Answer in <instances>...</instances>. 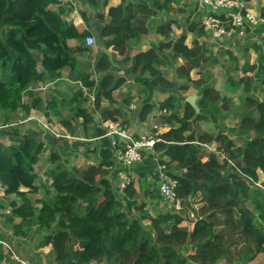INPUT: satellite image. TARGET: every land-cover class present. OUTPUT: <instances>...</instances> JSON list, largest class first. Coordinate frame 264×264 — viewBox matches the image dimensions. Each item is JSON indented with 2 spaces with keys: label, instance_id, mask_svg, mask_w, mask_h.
I'll return each instance as SVG.
<instances>
[{
  "label": "trees",
  "instance_id": "1",
  "mask_svg": "<svg viewBox=\"0 0 264 264\" xmlns=\"http://www.w3.org/2000/svg\"><path fill=\"white\" fill-rule=\"evenodd\" d=\"M173 1L123 0L120 5L109 8L107 17L97 13L96 17L104 22L106 47L125 53L128 41L146 31L147 21L158 10L170 11ZM63 4L58 0H0V185L6 197H15L9 201L0 198V208H9L6 222L21 237L48 231L36 248L52 245L54 258L50 262L55 264H190L189 261L192 264H252L264 254V100L252 96L245 99L248 110L242 115V122L254 135L243 145H237L222 132L198 131V123L211 120L212 111L227 101L212 80L207 64L213 65L211 55L197 42L194 46L186 43L188 32L204 31L198 22L187 24L186 30L172 40L170 29L174 20H166L157 28L166 40L124 58V62L131 61L130 72L156 77L159 72L155 63L161 61L162 55L167 53L173 60L182 57L185 63L175 71L183 84L164 77L160 83L169 88L178 85V90L191 86L197 89L198 111L185 101L181 114L174 93L159 104L163 113L158 122L171 127L158 134L161 140L155 144V150L160 161L167 164L169 174L178 181L177 196L184 202L183 211H163L149 225L141 217L130 218L107 178L105 167L115 161L114 152L109 148L102 150L107 162L83 169L69 168L62 163L59 153L53 151L46 193L41 198L31 197L41 190L35 168L45 143L36 133L20 134L16 128H9L11 116L19 109L29 112L32 107H39L42 102L39 98H34L30 105L25 104L26 92L39 82L55 80L63 70L74 68L75 55L91 50L86 44L89 30L68 20ZM107 5V0H103L102 6ZM84 19L89 22L86 16ZM69 39H76L79 45L70 47ZM262 41L264 45V37ZM111 66L109 55L101 51L94 70L105 72L104 75L98 82L90 80L89 75L82 77L87 92L80 88L66 101L65 105L75 116H83L84 125L79 135L78 124L70 117H62L60 122L68 135L90 138L103 134V130L96 129L90 136L88 124L95 121L94 115H89L83 103L92 97V112L99 111L105 121L116 120L114 114L121 113L120 108L111 111L101 105L102 97L111 99L113 92L127 81L126 77L116 78L110 71ZM195 68L202 70L197 80L191 77ZM250 79L246 78V92L252 90ZM260 83L264 89V75ZM53 105L50 107L58 111L56 102ZM153 109L151 104L143 105L140 120L145 121ZM215 143L219 155L212 161L214 171L203 167L188 169L209 156L202 145ZM261 174L263 180L259 182ZM124 191L128 198L136 195L132 182ZM198 191L202 197L199 208L191 201ZM191 208L196 212V219L193 229L189 230L182 223L187 219L184 212ZM4 241L0 237V264H19L12 259V251L5 250ZM186 247L192 248V252L184 256Z\"/></svg>",
  "mask_w": 264,
  "mask_h": 264
},
{
  "label": "crops",
  "instance_id": "2",
  "mask_svg": "<svg viewBox=\"0 0 264 264\" xmlns=\"http://www.w3.org/2000/svg\"><path fill=\"white\" fill-rule=\"evenodd\" d=\"M102 1H93V0H67L64 2L63 5L67 8V14H68V20H71L74 22L76 26L82 29L89 30L91 36H94L97 39V44L94 46H91V50L84 53H77L76 56V66L74 68H67L62 71V74L60 77L56 78L53 81H45V82H39L34 87L29 89L25 96H24V102L26 105H30L33 101V98H39L42 102L39 104V107H32L29 112L26 110L19 109L17 113L12 114L13 116H18L19 121L29 122L32 119H40V118H46L44 115L48 116L49 118L52 117L53 119H61L62 117L68 118L67 115L71 114L72 117H75L74 112L71 111L70 107H67L66 101L70 100L74 93L80 89L83 88L85 92H87L86 86L81 81V78L84 76L89 75L90 80H95L96 82L99 81V79L104 75L105 72L98 71L96 72L94 70V64L97 60V58L100 55V52L103 51L101 47L98 44V35L97 32L90 26V23L94 20H99L101 24L104 27V22L96 17L97 13H103L105 17H107L108 11L110 7H116L122 3L123 0H107L108 5L104 8L102 6ZM131 2L139 1V0H128ZM180 2L179 0H174L171 5V10H158L155 15H153L146 23V31L142 32L140 37L132 38L128 41V44L126 45L125 53H119L115 51L113 48H108L110 52L112 53V59L110 58L112 62L111 66V73L117 78V77H126L127 81L117 90H115L112 94V98L108 99L105 96L102 97L101 105L102 108L108 109L106 107H109L111 111L115 109L121 110V113L114 114V117L116 120H104L102 118V114L95 110L94 113L90 112L89 115L94 117V120L96 121L95 127L90 126V132L92 136V133L96 131V129L103 130L102 135L93 136L90 138L85 137H78V136H70V140L64 141V144H66L71 151V156L74 160H76V163L73 162L72 167L81 168V164L83 162H86V166H92L94 164H99L102 161H105V158L102 155V150L104 149H112L113 145L112 142L117 138L115 134L108 133L109 126H107L108 122L112 123H118L123 122L121 126L125 127V129L129 132H132L134 135L139 136L141 134H148L152 135L155 133V131L152 129V127L155 124L156 118L160 117L163 111L159 109V104L164 101L168 96H170L172 93H174L178 100L176 102V105L182 114L184 111V102L187 101V97L192 95L188 94L190 91H194L193 94H197V89L194 86L189 87L187 90H181L177 89L179 84H183V80L177 78L176 76V67L183 64V58H177L176 60H173L169 55L164 54L161 57V61L158 63H155V68L159 72V75L156 77H151L148 74L146 75H140L139 73H134L129 71V67L131 65V61L124 62L125 56L133 57L135 54L139 52L146 51L150 49L154 45L160 44V42L166 40L165 37L157 32V28L161 23H164L166 20H174V22L171 24V34L170 37L172 40H176L184 30H186V26L188 22H191V19L193 20V16H191L190 19H185L184 13H181L179 10ZM198 7V6H197ZM200 7V6H199ZM249 7L262 18V21L260 24L252 29H249L250 33L246 34L245 36H239L234 35L232 38H219L216 39L212 36V34L209 31L200 32H188L187 33V41L186 43L191 46L193 42L199 43L205 52L208 53V55H211V61L213 65H216L217 63H220V60L216 54L217 47H223V48H232L238 46L239 41H245V44L249 45L251 47V55L256 58L255 51H257L258 55V64L256 63L252 64L256 66V76L257 81H260L259 73H262V68L264 69V47L261 44L258 45L257 42L253 43L248 42L250 40L249 35L251 38L262 40L264 37V0H249ZM200 9V8H199ZM194 10V9H193ZM192 10L187 13V15H191ZM201 13V12H200ZM89 19V22L87 23L84 19L85 16ZM256 40V41H257ZM192 41V42H191ZM68 45L70 47H76L79 45L78 41L76 39H69ZM217 43V44H216ZM244 44V45H245ZM219 45V46H218ZM216 47V48H214ZM255 48V49H254ZM238 50V49H236ZM234 54V62L236 64L239 63L238 69L243 72V65L240 64L242 58H246V54H243L241 56H238V52L233 53ZM239 59V60H238ZM254 61V60H253ZM253 61L251 63H253ZM242 65V66H241ZM198 70V68H195ZM229 69V68H228ZM227 69V72H230ZM254 69V68H253ZM249 69V71L253 70ZM247 70V69H245ZM161 77H164L168 79L169 81H176L178 83L176 88H169L160 83ZM191 77L193 78V74L191 73ZM198 77V75H196ZM259 79V80H258ZM217 89V88H216ZM219 91V90H218ZM187 92V94H186ZM220 92V91H219ZM192 93V92H191ZM221 94V93H220ZM187 95V96H186ZM198 95V94H197ZM223 96V100H225V96L227 95H221ZM198 99V97H197ZM197 101V100H196ZM56 102V105H58V111L54 109L55 106L53 103ZM87 102L83 103V107L88 109ZM145 104H151L153 106V111L147 116L145 121H141L139 118V113L143 105ZM61 106L62 108H59ZM84 108V109H85ZM182 108V109H181ZM89 110V109H88ZM72 112V113H71ZM171 111H169L170 113ZM93 114V115H92ZM81 116V115H79ZM200 124H202V127L205 129L206 132L210 134H214L215 130L213 131L212 127L207 128L206 126H210V122L206 120H201ZM28 128L25 130L24 133H29L34 131V125L31 123L29 124ZM157 125V124H156ZM176 124L175 126H177ZM206 125V126H205ZM42 127V126H41ZM62 127V126H58ZM161 129H164V127H171L169 124H160L158 125ZM44 129V128H43ZM62 129V131H61ZM65 128H60L57 130H60L61 132H64ZM38 130V129H37ZM66 131V129H65ZM167 131V130H166ZM67 133V131H66ZM161 133V132H160ZM79 134V133H78ZM72 139V140H71ZM204 145H202L203 147ZM91 147V148H89ZM86 149H90V153H88ZM60 150H64L63 148H60ZM167 158V157H163ZM204 161V160H202ZM159 162H160V156L159 154L147 152L143 156V160L139 162L136 165H132L131 167H122L121 165H118V163L105 167L108 170L107 178L110 179L113 187L115 188L116 194H118V190L122 193L123 196L126 195L124 188H121L122 184L124 183L125 176H128L129 180L133 183V187L136 189V195L139 193L140 189H143L145 192V185L149 188L150 186H154L151 189H156L154 191L158 192V185L160 183V177H159ZM68 166V165H67ZM69 167V168H72ZM41 182V181H40ZM154 192L153 190H150ZM149 190H146L144 197L146 198L145 201L149 203V205L156 200H154L153 194L150 193ZM46 193V190L44 192V195ZM158 195L160 197L159 201L161 203L164 201V198L160 195L158 192ZM135 197V196H134ZM137 197V196H136ZM138 198V197H137ZM2 199V198H1ZM127 200L128 204H131L133 207L136 205V202L138 199L136 198H127L125 196L124 198ZM149 205L147 206L146 212L141 215L142 220L149 219L151 220L158 214H160L163 211L158 208V205H152L149 208ZM171 208V205L169 206ZM172 209V208H171ZM170 209V210H171ZM8 212V211H7ZM150 224V223H149ZM185 225H188V222H184ZM193 229V225L189 227V230ZM5 239V238H4ZM8 241L7 239H5ZM9 242V241H8ZM52 247V246H51ZM40 253V252H38ZM37 256H42L41 254H37ZM29 261V260H27ZM30 262V261H29ZM28 264V262H27Z\"/></svg>",
  "mask_w": 264,
  "mask_h": 264
},
{
  "label": "rangeland",
  "instance_id": "3",
  "mask_svg": "<svg viewBox=\"0 0 264 264\" xmlns=\"http://www.w3.org/2000/svg\"><path fill=\"white\" fill-rule=\"evenodd\" d=\"M180 5L179 10L181 11V13H184V17L185 19H190L191 16H193V20L191 19V22H198L199 26H202V18L203 15L200 13V7H199V2L198 0H179ZM198 6V7H197ZM194 9V10H193ZM192 10L191 15H187V13L189 11ZM189 24V22H188ZM206 31V30H205ZM198 32V31H197ZM204 32V31H202ZM250 33V31H247V34ZM245 34V35H247ZM244 35V36H245ZM250 40H248V42H257L258 45L261 44L260 41L262 40H257L254 38H251V36L249 35ZM257 40V41H256ZM192 42V41H191ZM199 44V43H198ZM217 44V43H216ZM245 41H239L238 42V46L235 47L234 49L228 47V48H223V47H217L218 50H216V54L220 60V63H217L216 65H212L210 62H208L207 64H209V70L213 75V81H214V85L217 88V90L220 91L221 95H227L225 96V100L226 101V105H222V102L220 103L218 110L216 111H212V116L213 118L211 120H209L208 122H210V126H206L207 128L212 127L213 131L215 132L214 134L217 133H225L226 135H228L230 138H232L233 140L236 141L237 145H243L246 143V141L251 138L254 135L253 131H250L247 129L246 127V123L242 122V115L248 110V108H246V104H245V99L248 96H252L254 99H258V100H264V89L263 86L261 85L260 81H257V77L256 76V66L252 65L254 63H256V65L258 64V53L256 50L255 54H256V58L254 56L251 55V47H249L250 43L248 45H244ZM262 45H263V41H262ZM191 46H194V42ZM219 46V45H218ZM264 47V45H263ZM216 48V47H214ZM238 49V50H236ZM255 49V48H254ZM236 52H238V54H236ZM238 56H241L243 54H246V58L247 59H243L241 60L240 64L243 65V72H241L238 67H239V63L236 64L234 62L235 60V56L234 54ZM239 60V59H238ZM254 60V61H253ZM253 61V63H251ZM185 63V61H183V64ZM241 65V66H242ZM229 68V69H228ZM248 68L253 69L251 71H248ZM227 69L230 72H227ZM245 69H247V71H245ZM191 73L193 74V78L192 79H199L202 70H200V68L197 69H193L191 71ZM196 75H198V77H196ZM264 75V69L262 68V73H259V78H261ZM252 78V90L249 92L245 91V83H246V78ZM259 80V79H258ZM261 80V79H260ZM192 92V93H191ZM86 93V92H85ZM194 91H190V93L188 94H193ZM187 94V92H186ZM187 96V95H186ZM223 97V96H222ZM34 99V98H33ZM90 105L89 102L87 103L88 109L89 111L92 113V110H94V98L92 97V99L90 100ZM108 109H110L109 107H106ZM182 109V108H181ZM72 111V110H71ZM73 112V111H72ZM71 112V113H72ZM17 113V112H16ZM46 118H40V119H32L29 122H24V121H19L18 116H13V119L9 125V128H16L20 134H24L25 130L28 128V126H30L29 124L31 123L32 125H34V131L33 133H36L39 140L43 141L45 143V150L44 152L41 154V158L39 163L36 165V172L39 176V180H41L40 183V187L41 190L39 193L37 194H32L31 197L33 198H41L42 195L44 194L45 190H46V185H49V178H48V171L49 169L53 166L50 157L53 151H56L57 153H59V155L61 156V161L62 163L68 165L69 167L73 166V162L76 163V160L73 159V157L70 155L71 151L69 150L68 146L66 144H64L65 140H70V139H65L63 137H55V138H50L49 136H52L54 133H59L62 131L57 130L60 128H64L62 126V123L60 122V119H53L52 117H48L46 115H44ZM67 117H70L71 120L75 123L78 124V131L80 132L79 135L81 134V130H83V116H75L72 117L71 114H68ZM0 118H2V114L0 115ZM159 121V117L156 118L155 120V124L152 127L153 130L157 129V134H160V132H164L166 130L169 129V127H164V129H161L160 127H158V125H160L161 123L158 122ZM1 124V123H0ZM109 126L108 128L110 129V124H112V126L115 127H122L121 124H123V122H118V123H112V122H108L107 123ZM157 124V125H156ZM96 125V121H93L92 123H89L88 126H92L95 127ZM42 126V127H41ZM58 126H62V127H58ZM44 128V129H43ZM123 128H125L123 126ZM38 129V130H37ZM65 133V129L63 130ZM198 131L203 132L205 131V129L202 127V124H200V122L198 123ZM141 135H149L148 134H141ZM56 139V140H54ZM65 139V140H64ZM72 140V139H71ZM216 146L217 144H212L210 145V149L206 146H203V149L206 150L208 153L211 151H215L216 150ZM60 148L65 149L64 150H60ZM91 148V147H89ZM86 149L85 150L90 153V149ZM222 160V157H220ZM167 159V158H166ZM208 156L204 157L202 160L207 161ZM168 160V159H167ZM78 164V163H76ZM138 164V163H136ZM134 164V165H136ZM86 166V162H83L81 164V168L83 169ZM129 181V183H126V181ZM263 180V175L261 174V180L259 182H261ZM131 181L129 180L128 176H126L124 178V183L122 184L121 188H125L128 184H130ZM46 184V185H45ZM159 186V185H158ZM151 188H153L154 186H150ZM149 188V186L147 187V185H145V189L146 190H156V189H151ZM135 189V188H134ZM145 190V192H146ZM136 191V189H135ZM143 189H140L139 193L137 195H135L134 198L138 199L136 202V205L133 207L131 204H128L127 200H125V196L128 198V194L126 193L125 196L122 195V193L118 190V198L123 202V209L127 212V214L129 215L130 218H138L141 217V215H143L146 210H147V206L149 205V201L146 202L145 201V194ZM150 193L153 194L154 200H156L155 202L151 203L149 205L148 210L150 209V207L152 205H158L159 209L162 210H170L171 208L169 207L171 205L170 202H168L167 200H165L161 203V201H159L160 197L158 195L157 191H150ZM138 198H137V197ZM0 198H2L5 201H9L10 199H14V196H10V197H6L2 187L0 185ZM201 193L198 191L197 194L191 198V201L197 205V208H199V204L201 203ZM18 200V198H17ZM144 204V205H143ZM127 205V206H126ZM143 205V207L141 208V206ZM146 209V210H145ZM8 211V212H7ZM183 211V210H182ZM9 213V208L6 207L5 209L0 208V237L1 238H5L8 241H4V247L5 250H9L12 251L13 255H12V259L16 262H19V264H55L54 262H50V260H52L54 258L53 254H52V245H48L42 248L37 249L36 245L39 243V241L43 240L44 236L46 234H48L49 232L46 230H42L39 233L33 234L31 236H26V237H21V236H17L14 232V229L12 228L11 225H9L6 220H5V216L6 214ZM185 217L187 218L185 221L188 222V225H185L184 222L182 223V226H185L189 229L190 226H194V221L196 219V212L195 210L191 209H187L186 212H184ZM19 220H17L18 222ZM142 222L146 225H149L150 220L149 219H144L142 220ZM4 239V240H5ZM10 246V248H9ZM40 252V253H38ZM192 252V248L189 250H187V247L184 250V256H187L189 254H191ZM37 254H41L42 256H37ZM29 260V261H27ZM50 262V263H49ZM190 264L191 261H189ZM3 264H9L8 262H3ZM252 264H264V254L259 255V257L252 263Z\"/></svg>",
  "mask_w": 264,
  "mask_h": 264
},
{
  "label": "built area",
  "instance_id": "4",
  "mask_svg": "<svg viewBox=\"0 0 264 264\" xmlns=\"http://www.w3.org/2000/svg\"><path fill=\"white\" fill-rule=\"evenodd\" d=\"M198 2L203 15L201 23L216 39L232 38L234 35L244 36L249 29L258 26L262 21V18L249 7V0H198ZM86 44L94 46L97 39L89 35L86 37ZM108 133H113L117 137L112 142L115 163L125 168L141 162L147 152L156 153L155 144L161 140L157 132L152 135L136 136L125 128H118L112 124ZM53 136L70 138L65 132L54 133ZM204 146L210 147L206 144ZM158 169L160 195L171 203L172 209L180 212L183 210L184 202L177 196L178 181L169 174L166 163L160 161Z\"/></svg>",
  "mask_w": 264,
  "mask_h": 264
},
{
  "label": "water",
  "instance_id": "5",
  "mask_svg": "<svg viewBox=\"0 0 264 264\" xmlns=\"http://www.w3.org/2000/svg\"><path fill=\"white\" fill-rule=\"evenodd\" d=\"M90 26L94 28V30L97 32L98 35V44L101 47V49L109 55V57L112 59V53L110 50L106 47L105 42H104V27L101 24L99 20H94L90 23ZM197 94H192L187 97V101L198 111V106H197ZM219 155L218 152L216 151H211L209 152V156L207 161H202V162H195L192 166H190L188 169H195L196 167H203L207 168L210 171H214L212 167V161L217 158Z\"/></svg>",
  "mask_w": 264,
  "mask_h": 264
}]
</instances>
